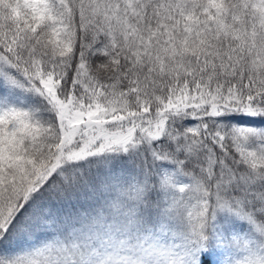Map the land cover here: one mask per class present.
I'll list each match as a JSON object with an SVG mask.
<instances>
[{"label": "snow or ice", "instance_id": "6c2138e0", "mask_svg": "<svg viewBox=\"0 0 264 264\" xmlns=\"http://www.w3.org/2000/svg\"><path fill=\"white\" fill-rule=\"evenodd\" d=\"M0 264H264V0H0Z\"/></svg>", "mask_w": 264, "mask_h": 264}, {"label": "trees", "instance_id": "16d2710c", "mask_svg": "<svg viewBox=\"0 0 264 264\" xmlns=\"http://www.w3.org/2000/svg\"><path fill=\"white\" fill-rule=\"evenodd\" d=\"M213 260L215 259V257L212 258Z\"/></svg>", "mask_w": 264, "mask_h": 264}]
</instances>
